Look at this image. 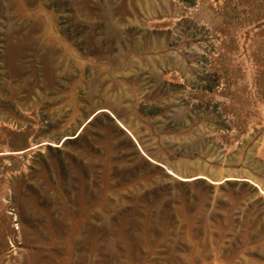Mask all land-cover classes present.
Returning a JSON list of instances; mask_svg holds the SVG:
<instances>
[{
	"label": "rangeland",
	"instance_id": "1",
	"mask_svg": "<svg viewBox=\"0 0 264 264\" xmlns=\"http://www.w3.org/2000/svg\"><path fill=\"white\" fill-rule=\"evenodd\" d=\"M0 264H264V0H0Z\"/></svg>",
	"mask_w": 264,
	"mask_h": 264
},
{
	"label": "water",
	"instance_id": "2",
	"mask_svg": "<svg viewBox=\"0 0 264 264\" xmlns=\"http://www.w3.org/2000/svg\"><path fill=\"white\" fill-rule=\"evenodd\" d=\"M140 3H141V7H142V10L143 9H145V2H143V1H140ZM121 102V101H120ZM122 103H123V101H122ZM122 103H119L118 102V104H117V106H119V107H121L122 106ZM122 131V130H121ZM123 131L124 132H126L127 134H128V130L126 129V128H123ZM133 131V130H132ZM126 134V136H127V138H129L130 139V141L132 140V138L134 139V143L133 144H135V146H136V148H137V150L142 154V150L140 149V147H139V145H138V143H137V139L136 138H134L132 135H127ZM125 136V137H126ZM143 156H144V154H143ZM148 160V159H147ZM149 161L151 162V163H153L154 162V160H152V159H149ZM154 164V163H153ZM157 166H159V165H157ZM160 167V166H159ZM192 166L190 165V168H191ZM199 168V166L198 165H196V164H193V168L195 169V168ZM160 168H162L163 170H165L163 167H160Z\"/></svg>",
	"mask_w": 264,
	"mask_h": 264
},
{
	"label": "bare ground",
	"instance_id": "3",
	"mask_svg": "<svg viewBox=\"0 0 264 264\" xmlns=\"http://www.w3.org/2000/svg\"><path fill=\"white\" fill-rule=\"evenodd\" d=\"M92 119V118H91ZM194 179V178H193ZM196 179H198V178H196Z\"/></svg>",
	"mask_w": 264,
	"mask_h": 264
}]
</instances>
